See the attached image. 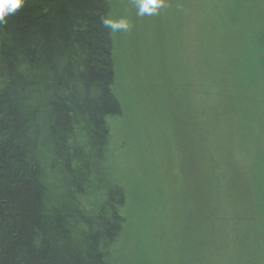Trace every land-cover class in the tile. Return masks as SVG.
I'll list each match as a JSON object with an SVG mask.
<instances>
[{
	"label": "trees",
	"instance_id": "16d2710c",
	"mask_svg": "<svg viewBox=\"0 0 264 264\" xmlns=\"http://www.w3.org/2000/svg\"><path fill=\"white\" fill-rule=\"evenodd\" d=\"M109 14L111 0H24L0 26V264H117L131 192L121 183L112 144V122L123 104L114 91L116 39L100 25ZM161 20L151 18L147 26L149 60L160 77L153 85L182 135L187 98L174 94L187 88L171 84ZM262 47L264 65V36ZM178 56L171 51L173 63ZM190 180V202L200 209L192 210L208 220L221 216L211 210L223 193L225 202L238 191L228 182L216 200L209 181ZM241 196L249 202L247 190ZM143 233L135 235L142 260L131 264H179L161 244L149 247ZM198 258L190 256V264H207Z\"/></svg>",
	"mask_w": 264,
	"mask_h": 264
},
{
	"label": "rangeland",
	"instance_id": "374dc122",
	"mask_svg": "<svg viewBox=\"0 0 264 264\" xmlns=\"http://www.w3.org/2000/svg\"><path fill=\"white\" fill-rule=\"evenodd\" d=\"M111 2L112 18L132 25L131 32L114 34V91L123 114L112 122V144L121 183L131 192L117 264L142 260L139 231L149 247L161 244L179 264H190V256L207 264H264V0H166L170 7L142 19L129 0ZM158 17L162 48L173 65L171 84L187 88L185 95L174 94L187 98L182 135L153 85L160 77L149 60L147 26ZM171 51L181 58L177 64ZM190 178L209 181L216 200L228 182L238 191L225 202L220 192L211 211L221 216L204 219L193 212L200 209L190 202ZM245 190L247 203L241 200ZM243 213L251 218L245 221Z\"/></svg>",
	"mask_w": 264,
	"mask_h": 264
},
{
	"label": "clouds",
	"instance_id": "9594fccd",
	"mask_svg": "<svg viewBox=\"0 0 264 264\" xmlns=\"http://www.w3.org/2000/svg\"><path fill=\"white\" fill-rule=\"evenodd\" d=\"M135 8L138 19L158 16L162 10L170 7L166 0H129ZM24 7V0H0V26L6 27V19L20 12ZM178 11L181 9L178 7ZM100 25L110 34L128 33L132 25L125 18L113 19L111 15L101 17Z\"/></svg>",
	"mask_w": 264,
	"mask_h": 264
}]
</instances>
